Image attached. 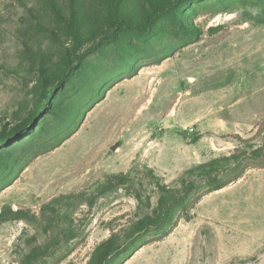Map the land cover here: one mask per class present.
I'll return each instance as SVG.
<instances>
[{"label": "rangeland", "instance_id": "obj_1", "mask_svg": "<svg viewBox=\"0 0 264 264\" xmlns=\"http://www.w3.org/2000/svg\"><path fill=\"white\" fill-rule=\"evenodd\" d=\"M0 264H264V0H0Z\"/></svg>", "mask_w": 264, "mask_h": 264}, {"label": "trees", "instance_id": "obj_2", "mask_svg": "<svg viewBox=\"0 0 264 264\" xmlns=\"http://www.w3.org/2000/svg\"><path fill=\"white\" fill-rule=\"evenodd\" d=\"M158 15L155 14L151 17L150 20H154ZM238 176L236 174H233V176L231 177H228L226 180H224L223 182H217L215 183L214 185H212L209 189V191H212V190H217V189H220L222 188L224 185H226L230 180H233V179H236Z\"/></svg>", "mask_w": 264, "mask_h": 264}]
</instances>
